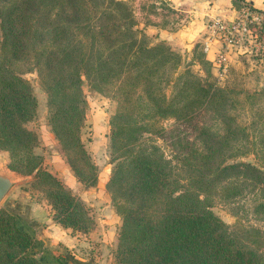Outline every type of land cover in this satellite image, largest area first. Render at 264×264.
I'll return each instance as SVG.
<instances>
[{
    "label": "trees",
    "instance_id": "trees-1",
    "mask_svg": "<svg viewBox=\"0 0 264 264\" xmlns=\"http://www.w3.org/2000/svg\"><path fill=\"white\" fill-rule=\"evenodd\" d=\"M126 8L122 0H0V150L8 152V167L33 175L53 220L72 232L92 229L88 206L33 151L39 137L26 125L36 102L24 72L33 69L53 106L50 128L70 170L84 187L94 185L98 168L81 134L85 76L117 103L109 120L113 167L106 183L121 215L115 262L264 264L260 231L249 242L213 211L206 196L227 172L244 170L264 184V173L249 161L215 160L244 129L224 110L234 90L192 75L182 82V94L167 95L161 69L178 55L164 43L145 45ZM209 104L216 105L222 128L189 151L186 142L178 148L169 142L172 155L166 153L156 139L168 138L176 124L159 126L158 118L186 121ZM137 105L143 106L140 111ZM180 165L188 169L185 181ZM226 190L242 191L236 185ZM254 211L264 213V200L255 202ZM21 219L12 207L0 206V264L69 262L70 255L38 254L39 242Z\"/></svg>",
    "mask_w": 264,
    "mask_h": 264
},
{
    "label": "rangeland",
    "instance_id": "rangeland-1",
    "mask_svg": "<svg viewBox=\"0 0 264 264\" xmlns=\"http://www.w3.org/2000/svg\"><path fill=\"white\" fill-rule=\"evenodd\" d=\"M122 1L128 6L126 11L134 20L133 27L141 30L139 38L144 39L145 45L164 43L178 55L161 69V85L167 95H172L175 92L182 94L184 92L181 90L182 82L191 79L192 75L199 78L201 82L206 77L207 80L213 82L214 87L221 86L234 90L232 93L234 96L225 101L224 110L233 116L244 129L236 139L232 140L233 146L218 153L215 160L249 161L259 166V169L264 173V59L262 56L236 52V56L240 60L239 65L231 61L221 71L219 65L212 60L211 50L208 52L205 50L202 37L184 48H175L169 41L160 37L157 26L171 29L180 25L183 20L180 9L171 8L166 0ZM117 15L122 16L124 13ZM148 57L152 59L150 56ZM24 75L31 83L36 102L34 116L26 122V125L35 130L39 137V143L33 147V151L43 157L46 167L59 176L73 192L80 197V192H87L89 201L83 200L95 222L87 234L70 230L77 236L81 232L80 236H85V238L83 237L81 240L78 238L74 247L65 246L64 248L63 245H59L56 254L72 255L71 257L82 261H89V258L92 257V259L98 258V261L104 262V264H117L114 259V250L117 247L121 215L116 211L111 192L106 186L113 167V162L110 161L109 120L117 103L106 92L93 87L87 77L82 76V90L87 105L81 134L91 158L98 168L97 182L92 186L84 187L70 170L60 143L50 128L49 118L53 106L48 101L44 85L37 77L35 70H27ZM141 106L137 105L136 111H140ZM215 110L216 105L209 104V107L203 112L181 122L171 116L159 117L156 121L159 126L169 128L176 125L175 129L168 134L169 139L161 136L156 139L157 142L171 156L172 150L168 145L169 142L177 145V148L179 147L178 143L186 142L189 145L186 151H189L196 144L211 139L214 132L222 128L221 125H223L221 120L215 118ZM231 122L233 123L232 120ZM201 128L206 129V132L199 134L198 130ZM148 134V132H144L143 135ZM184 154L182 153L180 156ZM8 160V152L0 150V164L3 169L10 174H22L23 179L10 187L1 199L0 206L8 205L15 209L21 215L23 224L29 216L32 203L38 204L42 209L46 206L50 211V205L45 195L33 183V175L11 170L7 165ZM181 174L185 181V178L189 177L188 169L182 167ZM230 185L241 188V193L229 195L226 186ZM206 196L213 211L228 224L231 230L241 234L249 242L256 238L257 231H260L262 234L260 248L264 250V213L254 211L255 202L264 200V184L255 183L252 179L247 178L244 170H241L239 175L237 172H227L213 183ZM25 223L27 224V222Z\"/></svg>",
    "mask_w": 264,
    "mask_h": 264
},
{
    "label": "crops",
    "instance_id": "crops-1",
    "mask_svg": "<svg viewBox=\"0 0 264 264\" xmlns=\"http://www.w3.org/2000/svg\"><path fill=\"white\" fill-rule=\"evenodd\" d=\"M171 8L180 9L182 22L179 26L169 29L167 27L157 26L160 37L175 47H185L197 40H203L205 25L209 15L220 14L223 16H232L234 8L237 6V0H166ZM254 6L264 9V0H248ZM179 18V17H178ZM240 63L236 52L230 53V62ZM253 64V62H252ZM82 199L89 201L87 192L79 193ZM86 195V196H85ZM89 204L92 205L91 202ZM36 203H32L29 216H27L26 228L30 231L39 242L38 254L45 251L48 255L56 254L59 245L70 248L76 246L78 238L81 240L85 236H77L71 233L70 229L60 225L52 219L49 209L42 207ZM38 226V227H37ZM105 239V238H103ZM77 249V248H75ZM52 256V255H51ZM69 257L70 264H104L99 259L89 258V261H82L75 257ZM77 256V255H76ZM49 257V256H48ZM66 263V264H68Z\"/></svg>",
    "mask_w": 264,
    "mask_h": 264
},
{
    "label": "built area",
    "instance_id": "built-area-1",
    "mask_svg": "<svg viewBox=\"0 0 264 264\" xmlns=\"http://www.w3.org/2000/svg\"><path fill=\"white\" fill-rule=\"evenodd\" d=\"M203 42L221 71L230 62L233 51L264 59V9L248 0H237L232 16L209 15Z\"/></svg>",
    "mask_w": 264,
    "mask_h": 264
},
{
    "label": "water",
    "instance_id": "water-1",
    "mask_svg": "<svg viewBox=\"0 0 264 264\" xmlns=\"http://www.w3.org/2000/svg\"><path fill=\"white\" fill-rule=\"evenodd\" d=\"M23 179V175L16 173L10 174L3 169L2 164H0V201L10 189V187L15 183Z\"/></svg>",
    "mask_w": 264,
    "mask_h": 264
}]
</instances>
